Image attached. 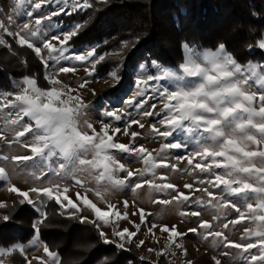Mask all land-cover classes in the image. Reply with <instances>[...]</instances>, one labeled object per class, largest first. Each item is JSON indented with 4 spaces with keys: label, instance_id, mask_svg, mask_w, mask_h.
<instances>
[{
    "label": "snow or ice",
    "instance_id": "6c2138e0",
    "mask_svg": "<svg viewBox=\"0 0 264 264\" xmlns=\"http://www.w3.org/2000/svg\"><path fill=\"white\" fill-rule=\"evenodd\" d=\"M106 2L97 0V3ZM14 7L17 15L26 16L27 21L17 24L15 31L3 24L0 29L13 37L18 46H26L35 54L44 67L43 78L48 86L41 87L35 76H24L14 83L15 90L0 91V118L7 129L0 130V142L27 153L10 158L0 155V161L10 159L14 168L33 169L29 176L38 182L47 177L48 186L21 190L8 183L7 192L21 197L19 204L27 203L40 213V219L32 224L34 235L28 247L42 248L43 255L28 259L23 245L0 247V264H6L5 258L14 252L25 258V264H62L58 251L40 241V226L47 219V213L41 208L48 201H55L64 210L61 215L93 224L103 243H115L117 248L129 250L125 245L136 243L134 238H138L141 225L147 223L151 213L137 208L140 220L137 224L129 219L127 200L123 201L125 211L121 212L105 194L128 188L136 192L145 186L150 198L153 193L157 194L151 199L153 204L186 208L187 211L178 214L198 218L197 227L188 228L186 232H180L176 225L169 227L153 222L146 235L154 236L153 230L157 227L161 233L167 234L164 248L155 252L158 258L170 252L175 255L171 251L173 246L182 249L186 255L187 250L177 240L191 233L201 240L211 238L210 246L217 252L220 248L226 249L219 252L222 257L231 255L227 249H235L240 264H264V62L248 61L242 65L223 44L215 50H200L184 42L181 45L182 60L178 65L166 66L156 60L134 65L136 90L125 103L135 109L137 116L151 118L147 126L149 135L145 139L161 138L162 142L159 149L149 151L135 143L142 136L141 132L129 133L132 125L145 129L146 125L140 119L130 118L123 128L124 136L130 134L131 137L128 144L118 142L116 138L121 132L120 127L102 122L97 131L91 122L82 123L81 118L91 104L84 102L81 92L86 90L90 79H84L76 87L59 79L62 73L78 71L76 66H63L62 62L70 61L88 65L84 67L86 77L94 78L97 65L109 56L123 55L138 41H122L119 49L112 52L97 53L99 45H94L75 53L69 42L84 24L77 22L68 26L70 30H63L62 22H53V17L71 16L92 9V0H14ZM9 23L13 21L10 19ZM0 45L11 48L3 38H0ZM255 47L264 51V35L258 38ZM252 48L249 45L250 51ZM125 67V62L120 61L108 76L117 83L121 82V70ZM92 92L95 95V90ZM149 92L150 99L161 105L159 108L157 103H151L150 109L145 110L150 100L144 97ZM103 114L115 121L122 120L125 114L131 116L126 109H106ZM9 134L11 139H8ZM180 149L185 154L174 158L186 161L187 167L183 170L170 163L167 155L168 150ZM118 156L139 160L143 167L129 170L120 163ZM157 169H171L196 178L193 183L183 184L188 190L186 193L168 182V176L158 173ZM121 173L126 175L121 176ZM53 177L57 182H53ZM8 179L5 167L0 166V180ZM64 181H71L72 186L84 189V194L77 192L73 200ZM88 181H94L96 187L89 189L86 186ZM89 191L94 193L97 202L89 198ZM196 192L203 193L208 199L196 196ZM31 194H35V199ZM98 202L104 203L107 210L99 207ZM8 207L6 202L0 201V209ZM203 208L216 213L211 221L200 218L201 211L197 209ZM85 211L91 213V219L83 215ZM230 213L235 214L234 218H229ZM10 219L9 215H0V221ZM222 219L225 222L220 225L221 230H214L213 222L219 223ZM120 221H128L136 231L119 228ZM230 226L232 229L243 228L239 241L225 234L224 229ZM108 227L112 228L111 239L104 231ZM144 244L145 240H139L136 247ZM148 251L155 250L149 248ZM212 259L213 264H221L217 256Z\"/></svg>",
    "mask_w": 264,
    "mask_h": 264
},
{
    "label": "trees",
    "instance_id": "16d2710c",
    "mask_svg": "<svg viewBox=\"0 0 264 264\" xmlns=\"http://www.w3.org/2000/svg\"><path fill=\"white\" fill-rule=\"evenodd\" d=\"M77 19L83 20L84 27L71 45L106 39L101 47L112 48L120 41H138L127 54V67L139 56L179 64L184 42L199 49L223 44L241 64L264 57L255 47L264 35V0H107ZM249 45L253 46L251 51ZM42 73L43 65L26 46L14 44L7 50L0 45V90L7 87L10 77L35 76L40 83ZM16 199L5 201L9 207L1 209L11 219L0 221V245L27 241L34 233L32 217L38 212ZM49 203L40 238L58 251L62 264H154L141 259L134 246L123 252L103 243L93 224L61 215L55 201ZM10 263L25 264V259L15 254Z\"/></svg>",
    "mask_w": 264,
    "mask_h": 264
},
{
    "label": "rangeland",
    "instance_id": "374dc122",
    "mask_svg": "<svg viewBox=\"0 0 264 264\" xmlns=\"http://www.w3.org/2000/svg\"><path fill=\"white\" fill-rule=\"evenodd\" d=\"M94 6L97 4V0H92ZM51 10H55L54 6L49 5L48 6ZM94 9V7L92 8ZM90 10V9H88ZM88 10L84 11L87 12ZM84 12H77L73 13L71 16L66 14H61L59 17H53V22H62L63 30H70L69 25H72L74 23H82L83 20L77 19V17L84 13ZM12 20L13 23L10 24L9 20ZM27 21V17H21L17 15V12L14 7V0H0V24H3L4 27L9 28L11 31L16 30V25L20 24L22 25L24 22ZM0 38H3L8 45L12 46L15 43V39L11 36H7L2 29H0ZM62 38V37H61ZM107 42L106 39L102 41H94V42H84L77 45H71V41L69 43V46L71 48L72 52L78 53L81 50L87 49L89 46L99 45L97 48V53H105V52H112L113 50H117L120 47V43L116 46H113L112 48H103L101 47L104 45V43ZM53 43H56L53 41ZM194 46V45H190ZM6 47V46H5ZM7 50H10L9 47H6ZM131 46L128 50L124 51L123 55L119 56H109L104 62H101L99 65H97L95 77L94 78H88L86 77V74L84 72V67L88 65L81 66L78 62L70 61V62H62L63 66H76L78 68V71L76 73H68V74H60L59 79H61L64 83L70 84L72 87H76L79 83L83 82L84 79H90V83L86 85V90H83L81 92L83 96V100L86 104H91V108L86 112V114L81 118V122L89 121L93 124V126L96 128L97 131H99L100 127L102 126V122L109 123L112 127H120L121 132L117 133L116 138L118 139V142L128 144L130 142V134L129 136H124L123 134V128L125 127L127 121L130 118H136L140 119L141 122L145 123L146 127L145 129H140L137 125H132V127L129 130L130 132H141L142 136L138 138L135 143L137 145H143L145 148H147L149 151H152L154 149H159L161 145V138L157 139H145V137H148V124L151 122V118H142L136 115V111L133 108H129L125 101L128 99H131L133 96V93L135 92V79L137 76L134 74V65H139L142 62L148 61L150 63L151 59H145L144 56H139L137 60L133 63L130 67H125L121 70L122 74V81L117 83V81L111 79L108 76V72L113 68L115 64H118L120 61H127L128 53L130 52ZM208 49V48H200V50ZM216 49V48H215ZM212 49V50H215ZM264 56V51H261ZM44 54L47 55L46 50L44 51ZM39 60V59H38ZM155 60V59H153ZM158 61V60H156ZM248 61H260L264 62V57H260L257 59H249ZM247 61V62H248ZM159 62V61H158ZM161 63V62H160ZM163 64V63H161ZM245 64V63H244ZM126 65V64H125ZM163 65H172L173 64H163ZM178 65V64H176ZM243 65V64H242ZM44 67H43V73H42V81L38 84L41 87H47L45 81H44ZM128 74V78L124 77V74ZM22 77H10L8 79L7 87L2 88L0 91H13L15 90L13 88V85L16 81H19ZM115 86V87H114ZM92 90H95V95H93ZM151 93L149 92L144 99H149L150 103L148 108L145 110H149L151 103H157V107L159 108L161 105L158 101L151 100ZM11 99V97H9ZM140 99V98H137ZM127 110V112L131 113V116L125 114L120 121H115L110 117L104 116L105 110ZM7 113V110H5V115ZM159 127V125H157ZM0 130L7 129L4 128V120L0 118ZM111 134V131L110 133ZM11 135L9 134L8 139H11ZM27 154L26 150L20 149L19 147H12L9 148L7 145L3 144V142H0V155H7L9 158L12 155H23ZM184 150H168L167 155L169 157V162L173 164H177V167L181 170H183L185 167H187L186 161H177L174 157L175 156H183ZM120 161V163L125 164V167L129 170H136L141 167H143V164L139 160H135L133 158H127V157H117ZM0 166L5 167L6 172L8 174V181H2L0 180V201H10L14 198H17L16 200L21 199V197H18L14 193L7 192V185L10 182L11 184H14L21 190H28L31 187H45L48 186V178H44L42 181H34L31 176H29V172L33 171V169H18L14 168L12 163L9 161H0ZM158 173H165L168 176V182L176 184L181 191H185L187 193L188 190H185L183 188V184L185 183H193L195 180V175H188L185 173L184 175H181L180 172H174L171 169L165 170V169H157ZM121 176L126 175V173H121ZM134 179V178H133ZM53 182H57L55 178H52ZM65 184L69 186V193L68 195L75 200L76 199V193L80 192L81 194H84V189L74 187L72 186L71 181H64ZM86 186L89 189H94L95 183L94 181H88ZM199 186V185H194ZM88 196L90 199H92L94 202H97V198L95 197L94 193L89 191ZM32 198L35 199V194H31ZM106 199L112 203L115 204L118 209L123 212L125 211L123 201L127 200L129 203V207L126 210L129 213V219L131 221H134L135 223L139 224V212L137 211V208H143L146 213H151L150 216L147 217V223L144 225H141V230L138 233V238H134L136 240V243L139 242V240H145V244L141 246L140 248L136 247V243L133 244H126L125 248L130 250V247L134 246L138 250V254L140 257L145 260H148L154 264H187V262H191V264H213V256H217L219 259H221V264H240L238 259H236V251L235 249H227V251L231 252V255L228 257H222L219 255V252H224L226 249L220 248L219 252L213 250L210 246L211 244V238L209 240H201L198 236H195L191 233H188L187 236L178 238L177 242L182 244L183 247L187 250L186 255L183 254L182 249H177L173 246L172 252L175 253V255H172L171 252L164 257H157L155 252L160 251L164 248L167 234L161 233L159 227L155 228L153 230L154 236L152 234H147V229L152 226V223L155 222L158 225H168L171 227L172 225H176L178 230L180 232H186L188 228L197 227V219L195 217L191 216H180L178 213L179 211H187L186 208H178L177 206H163L160 204H153L151 202V199L156 198L157 194L153 193L151 198L148 193V189L145 186L142 189L137 190L136 192H132L131 188L125 189L123 191L115 190V191H109L106 194ZM196 196H204V199H208L207 196H205L203 193L196 192ZM14 197V198H13ZM164 198V197H160ZM48 201L47 203H49ZM53 202V201H52ZM46 203V205H48ZM44 205L41 208V211H45ZM56 204H54L55 206ZM31 206V205H30ZM98 206L101 207L104 210L106 209V205L104 203H99ZM58 211L61 213L64 211L61 209L58 205ZM35 209V208H33ZM201 211V217L203 220L211 221L212 217L216 214L213 210L208 208L203 209H197ZM133 212H136V215H132ZM0 215H7L4 211H1L0 209ZM83 215L88 216L89 219L92 218L91 213L89 211H85ZM234 213H230L229 218H234ZM37 219H40V213L38 212V215L36 217H32V224ZM225 221L222 219L219 223L213 222L215 227L214 230H221L220 225H222ZM247 225V222H245ZM41 225V229H42ZM251 226V225H247ZM128 227L132 231H136V229L128 223V221H120L119 222V228ZM98 231V230H97ZM104 231L108 234L109 238L111 239V233L112 228L108 227L105 228ZM225 234L229 236L230 239L239 241L240 237L243 233V228L237 226L236 229H232L231 226L229 229H224ZM34 235V233H33ZM33 235L30 237L29 240L25 241H16L14 243L8 244V245H0V247H11L13 245H23L25 247V252L27 253L28 259H31L33 256H40L43 255L42 248L38 247L36 249H30L28 247L29 242L32 240ZM42 243H45L41 240ZM158 241V242H157ZM112 246L116 247V244H111ZM50 247V246H49ZM117 248V247H116ZM152 248L155 251L149 252L148 249ZM51 250L52 247H50ZM118 251L128 252L129 250H122L117 248ZM55 251V250H54ZM253 252H256V250H253ZM16 257H21L19 252H14L11 256L15 255ZM10 256V257H11ZM10 257L5 258L6 264H12L10 263ZM23 257V256H22ZM24 258V257H23ZM25 259V258H24Z\"/></svg>",
    "mask_w": 264,
    "mask_h": 264
}]
</instances>
